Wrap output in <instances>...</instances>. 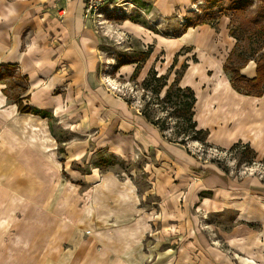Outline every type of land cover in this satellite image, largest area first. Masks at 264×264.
Here are the masks:
<instances>
[{
    "label": "rangeland",
    "instance_id": "obj_1",
    "mask_svg": "<svg viewBox=\"0 0 264 264\" xmlns=\"http://www.w3.org/2000/svg\"><path fill=\"white\" fill-rule=\"evenodd\" d=\"M129 1L137 9L110 16L112 32L90 23L102 59L89 77L67 71L50 93L62 107L35 106L29 75L0 64V111L10 115L0 119V264H231L230 234L264 255V150L240 141L258 154L252 160L211 137H164L169 151L143 128L153 125L143 113L166 116L159 100L199 61L200 48L175 46L188 31L225 24L240 51L264 54L261 1L236 0V11L234 0H191L167 15L159 0ZM176 120L166 132L153 126L173 139Z\"/></svg>",
    "mask_w": 264,
    "mask_h": 264
},
{
    "label": "crops",
    "instance_id": "obj_2",
    "mask_svg": "<svg viewBox=\"0 0 264 264\" xmlns=\"http://www.w3.org/2000/svg\"><path fill=\"white\" fill-rule=\"evenodd\" d=\"M190 3L191 0H159L156 11L167 15L176 8H188ZM90 27L85 19V0H0V64L20 66L35 89L34 105L50 109L56 106L55 102L61 104L50 93L65 83L67 71L77 72L73 79L76 76L82 79L98 68L103 53L101 38ZM236 42L225 24L219 25V29L203 25L182 35L176 40L177 51L193 46L197 53L199 48L202 51L198 54L199 61L188 69L182 85L196 92V120L200 129L211 130L212 140L226 148L242 141L264 150V97L238 93L224 70ZM248 67L249 64L242 74L255 78L256 63ZM4 97L0 91V108ZM5 118L10 120V115L0 111L3 123ZM143 126L152 138L149 140L169 151L174 149L153 125L143 123ZM2 136L3 142L9 139ZM234 237L228 236L231 254L224 258H232L231 264L238 263L232 253H240L242 249L245 256L264 264L262 253L240 246Z\"/></svg>",
    "mask_w": 264,
    "mask_h": 264
},
{
    "label": "trees",
    "instance_id": "obj_3",
    "mask_svg": "<svg viewBox=\"0 0 264 264\" xmlns=\"http://www.w3.org/2000/svg\"><path fill=\"white\" fill-rule=\"evenodd\" d=\"M216 0H209V2H213ZM244 1L241 3L242 7L247 5L244 3H248L251 0H241ZM261 1L260 11H264V0ZM240 3H237L236 0L233 1L234 10H238ZM231 35L236 39V46L231 52L227 63L224 66V70L226 73H229L231 77V83L234 89L245 96H253V97H264V54L261 56V51L263 48L259 49H251L250 52L240 51V42L243 41L237 36L235 33L231 32ZM253 38V37H252ZM252 38L249 37L250 40ZM238 59L239 63H234L235 59ZM251 61L257 62V76L253 79H250L242 74V70L248 65ZM2 67L0 66V69ZM9 68H12L9 66ZM185 70L188 68V65L184 66ZM137 70L135 74H137ZM5 77V76H0ZM183 75H181L180 79H176L174 83L170 86L167 91L166 97L162 100H159V104H163V112L166 113L164 117H156V120H152L151 116L146 112L143 113L146 119L158 127L161 131L166 132L168 126V120L175 117L177 120L176 128L172 130L179 137L169 139L165 138L172 142L178 143L181 145L187 144L189 140H195L202 142L204 144H209L210 131L200 129L198 122L196 120V106L198 103V97L196 92L190 87H182L180 85L181 79ZM166 79V78H165ZM154 81L160 82L161 78H157V75L154 76ZM167 86V84H162L159 89H156L155 92L158 94ZM18 105L20 112L26 113L23 109V101L19 98L15 101ZM158 104V105H159ZM35 114L41 115L38 110L35 111ZM244 148L246 151L250 153L252 156V160H255L258 156L256 151L248 144L242 146L241 142L236 143L231 150L237 148ZM203 171V170H201Z\"/></svg>",
    "mask_w": 264,
    "mask_h": 264
},
{
    "label": "built area",
    "instance_id": "obj_4",
    "mask_svg": "<svg viewBox=\"0 0 264 264\" xmlns=\"http://www.w3.org/2000/svg\"><path fill=\"white\" fill-rule=\"evenodd\" d=\"M131 4L136 6L129 0H85V19L89 23L95 22L104 28L106 23L110 22V16L121 17Z\"/></svg>",
    "mask_w": 264,
    "mask_h": 264
},
{
    "label": "bare ground",
    "instance_id": "obj_5",
    "mask_svg": "<svg viewBox=\"0 0 264 264\" xmlns=\"http://www.w3.org/2000/svg\"><path fill=\"white\" fill-rule=\"evenodd\" d=\"M203 4V2L200 4V5H202ZM132 9H137V6H134V5H129ZM130 7H128V9H127V12L128 11H130ZM191 8H192V12H194V11H196L197 9H198V4H193V5H191ZM127 12H125L124 14H126ZM130 15V14H129ZM145 16H146V14H145ZM103 20V19H102ZM106 24H108V23H106ZM105 29L107 30V31H109V32H112V30H111V26H106L105 27ZM252 64H254V62H251L250 64H249V67L248 68H250V65H252ZM110 83H111V86L112 87H114V89H115V87H116V83H114L113 81H110ZM232 255H233V257H234V259L239 263V264H260L256 259H254V258H252V257H250V256H245V255H242L241 253H239V252H234V253H232Z\"/></svg>",
    "mask_w": 264,
    "mask_h": 264
}]
</instances>
